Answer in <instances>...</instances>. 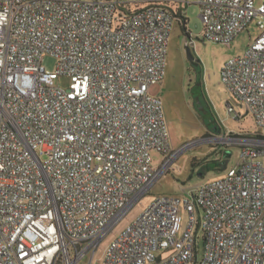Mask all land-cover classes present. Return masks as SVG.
Returning <instances> with one entry per match:
<instances>
[{
  "label": "built area",
  "instance_id": "1",
  "mask_svg": "<svg viewBox=\"0 0 264 264\" xmlns=\"http://www.w3.org/2000/svg\"><path fill=\"white\" fill-rule=\"evenodd\" d=\"M181 1L0 0V264H95L189 145L174 148L150 93L165 78L175 19L185 25ZM186 2L200 4L206 40L230 44L259 27L221 70L256 130L233 133L241 153L223 176L156 195L100 264H264V0Z\"/></svg>",
  "mask_w": 264,
  "mask_h": 264
},
{
  "label": "rangeland",
  "instance_id": "2",
  "mask_svg": "<svg viewBox=\"0 0 264 264\" xmlns=\"http://www.w3.org/2000/svg\"><path fill=\"white\" fill-rule=\"evenodd\" d=\"M177 8L184 11L187 22L183 25L177 18L175 19L165 78L161 82L152 84L150 93L160 96L163 101L164 113L169 124L174 148L178 149L189 145L172 161L168 170L158 178L149 192L103 239L96 252L95 264H100L106 247L118 235V232L130 223L134 216L156 195L181 193L183 189L223 176L227 168L237 163L241 153L240 145L235 144L231 138L234 136L233 133L239 136H249L256 130L252 114L244 104L236 99L221 77V70L225 62L233 56L243 54L249 44L257 38L260 29L256 22H252L230 44L214 42L203 37L204 22L201 17L200 4L196 2L188 4L186 0H182ZM188 40H192V43L188 44ZM188 48L191 49L195 62H191L188 58ZM42 64L46 69L54 70L57 58L46 55ZM199 77L201 83L198 82ZM56 83L67 87L70 78L61 76L56 80ZM195 86L199 91H204V95L223 130L216 128L217 123L211 121L209 124L215 127L216 132L209 130L208 134V128L201 119L196 106V101L200 98L198 93H193ZM195 91L197 90L195 89ZM152 154L154 164L160 165L163 155L154 151ZM212 162L223 164L225 169L223 171L206 170L207 167L214 164ZM183 217L185 225L186 212H183ZM203 235L204 232L200 229L201 246ZM83 262L84 260L80 264Z\"/></svg>",
  "mask_w": 264,
  "mask_h": 264
},
{
  "label": "trees",
  "instance_id": "3",
  "mask_svg": "<svg viewBox=\"0 0 264 264\" xmlns=\"http://www.w3.org/2000/svg\"><path fill=\"white\" fill-rule=\"evenodd\" d=\"M186 22H187V19H186ZM186 22H185V24H186ZM184 28L186 29L185 26H184ZM199 76H200V74H199ZM198 82L201 83L200 77H199ZM199 87H201V86H199ZM195 89L197 91H195ZM195 92L198 93V97L200 98V100L197 99L196 106H197V109L199 111V115H200L201 119L205 123L206 128H208V131H207L208 134H209V130L210 131H213V132H216L215 129H214L215 127L209 124L211 121H215L217 123V127L216 128H219V129L221 128L223 130V128L221 127V125H220L219 121L217 120L215 114L213 113L209 102L207 101V99H206V97L204 95V91L203 92L202 91H199L197 89V86H195V88L193 87V93L195 94ZM199 94H201L200 95L201 97L199 96ZM205 102H206V104H205ZM204 105H206V106H204ZM206 110H207V112H206ZM206 116H207V118H206ZM234 134L235 135H238L236 133H234ZM226 153L229 154L228 152H226ZM212 163H214V164L211 167H207L206 170L213 169V170H222L223 171L225 169V167H224L223 164H220V163L215 164V162H212ZM193 164L196 165L195 162H193Z\"/></svg>",
  "mask_w": 264,
  "mask_h": 264
},
{
  "label": "water",
  "instance_id": "4",
  "mask_svg": "<svg viewBox=\"0 0 264 264\" xmlns=\"http://www.w3.org/2000/svg\"><path fill=\"white\" fill-rule=\"evenodd\" d=\"M188 58L191 62H195V57L193 56L190 48H188Z\"/></svg>",
  "mask_w": 264,
  "mask_h": 264
},
{
  "label": "flooded vegetation",
  "instance_id": "5",
  "mask_svg": "<svg viewBox=\"0 0 264 264\" xmlns=\"http://www.w3.org/2000/svg\"><path fill=\"white\" fill-rule=\"evenodd\" d=\"M192 65H195V63H192Z\"/></svg>",
  "mask_w": 264,
  "mask_h": 264
}]
</instances>
